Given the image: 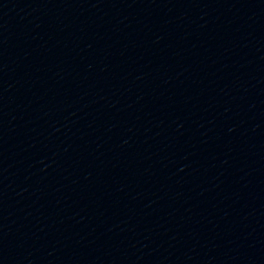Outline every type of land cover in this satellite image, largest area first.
Here are the masks:
<instances>
[{"label":"water","instance_id":"water-1","mask_svg":"<svg viewBox=\"0 0 264 264\" xmlns=\"http://www.w3.org/2000/svg\"><path fill=\"white\" fill-rule=\"evenodd\" d=\"M228 0H0V177L108 80Z\"/></svg>","mask_w":264,"mask_h":264}]
</instances>
